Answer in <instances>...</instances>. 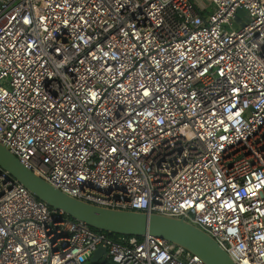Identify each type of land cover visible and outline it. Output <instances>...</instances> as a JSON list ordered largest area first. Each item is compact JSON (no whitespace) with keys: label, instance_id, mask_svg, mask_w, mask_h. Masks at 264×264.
<instances>
[{"label":"built area","instance_id":"1","mask_svg":"<svg viewBox=\"0 0 264 264\" xmlns=\"http://www.w3.org/2000/svg\"><path fill=\"white\" fill-rule=\"evenodd\" d=\"M0 143L71 196L182 217L264 264V0H0ZM98 245L104 263L204 264L92 229L0 167V264Z\"/></svg>","mask_w":264,"mask_h":264},{"label":"water","instance_id":"2","mask_svg":"<svg viewBox=\"0 0 264 264\" xmlns=\"http://www.w3.org/2000/svg\"><path fill=\"white\" fill-rule=\"evenodd\" d=\"M243 13L242 8L236 9V14ZM231 24L236 25L235 21ZM0 167L36 198L43 200L52 208L61 209L73 219L85 222L91 228L118 234L147 233L183 247L197 255L204 264H235L209 234L182 217L105 207L71 196L27 168L2 143H0ZM101 254L105 255V247L98 245L87 260L96 262Z\"/></svg>","mask_w":264,"mask_h":264},{"label":"trees","instance_id":"3","mask_svg":"<svg viewBox=\"0 0 264 264\" xmlns=\"http://www.w3.org/2000/svg\"><path fill=\"white\" fill-rule=\"evenodd\" d=\"M92 229H94V228H92ZM95 230H98V229H95ZM104 232H105L106 234H108V235H111V236H115V235L118 234V233L107 232V231H104ZM85 264H89V261L86 262ZM98 264H111V263H110L109 261H105V263L101 261V263H98Z\"/></svg>","mask_w":264,"mask_h":264},{"label":"rangeland","instance_id":"4","mask_svg":"<svg viewBox=\"0 0 264 264\" xmlns=\"http://www.w3.org/2000/svg\"><path fill=\"white\" fill-rule=\"evenodd\" d=\"M203 2H205V0H203ZM102 260H97L96 262H89V264H98L101 263Z\"/></svg>","mask_w":264,"mask_h":264}]
</instances>
